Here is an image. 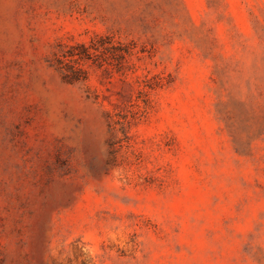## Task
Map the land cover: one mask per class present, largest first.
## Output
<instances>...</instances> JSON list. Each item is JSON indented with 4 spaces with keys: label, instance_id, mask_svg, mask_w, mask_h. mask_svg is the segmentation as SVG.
Listing matches in <instances>:
<instances>
[{
    "label": "rangeland",
    "instance_id": "374dc122",
    "mask_svg": "<svg viewBox=\"0 0 264 264\" xmlns=\"http://www.w3.org/2000/svg\"><path fill=\"white\" fill-rule=\"evenodd\" d=\"M0 264H264V0H0Z\"/></svg>",
    "mask_w": 264,
    "mask_h": 264
},
{
    "label": "trees",
    "instance_id": "16d2710c",
    "mask_svg": "<svg viewBox=\"0 0 264 264\" xmlns=\"http://www.w3.org/2000/svg\"><path fill=\"white\" fill-rule=\"evenodd\" d=\"M77 47L79 48L80 51V58H88L89 57V52L88 48L84 46V44H78Z\"/></svg>",
    "mask_w": 264,
    "mask_h": 264
}]
</instances>
